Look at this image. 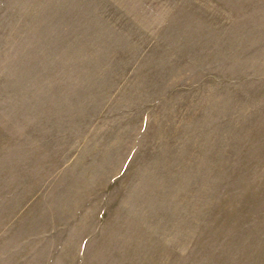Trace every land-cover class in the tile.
Masks as SVG:
<instances>
[{"label": "rangeland", "instance_id": "rangeland-1", "mask_svg": "<svg viewBox=\"0 0 264 264\" xmlns=\"http://www.w3.org/2000/svg\"><path fill=\"white\" fill-rule=\"evenodd\" d=\"M0 264H264V0H0Z\"/></svg>", "mask_w": 264, "mask_h": 264}]
</instances>
